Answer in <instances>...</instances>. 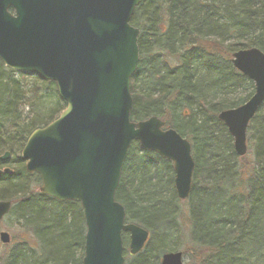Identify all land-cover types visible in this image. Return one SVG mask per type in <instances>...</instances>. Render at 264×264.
I'll list each match as a JSON object with an SVG mask.
<instances>
[{"label":"trees","instance_id":"16d2710c","mask_svg":"<svg viewBox=\"0 0 264 264\" xmlns=\"http://www.w3.org/2000/svg\"><path fill=\"white\" fill-rule=\"evenodd\" d=\"M130 25L139 30L130 120L159 118L189 142L194 161L191 192L181 201L171 164L131 145L115 200L125 221L150 236L131 264H158L163 254L179 252L182 237L191 252H201L199 264H264V103L247 131L249 167L240 165L246 156L235 155L217 120L253 93L229 55L251 48L264 54V0H144ZM64 108L53 83L0 63V157L16 159L9 161L12 174L0 176V202H11L8 217L22 234L10 239L0 264H81L79 204L40 195L39 178L17 157L28 136Z\"/></svg>","mask_w":264,"mask_h":264},{"label":"water","instance_id":"95a60500","mask_svg":"<svg viewBox=\"0 0 264 264\" xmlns=\"http://www.w3.org/2000/svg\"><path fill=\"white\" fill-rule=\"evenodd\" d=\"M143 1L0 0V63L53 83L65 104L53 122L28 136L20 156L26 173L39 178L40 195L79 204L85 226L81 264H124L125 235L131 256L147 243L148 232L126 222L115 200L133 143L171 164L179 200L192 188L189 142L157 117L130 120V83L139 62V30L130 19ZM230 63L253 85L244 104L217 115L242 158L249 123L264 103V54L239 50ZM8 157L4 153L0 162ZM10 173L0 170V176ZM10 208L11 202H0V221ZM9 242L0 232V243ZM159 264H183L182 254L166 253Z\"/></svg>","mask_w":264,"mask_h":264},{"label":"rangeland","instance_id":"374dc122","mask_svg":"<svg viewBox=\"0 0 264 264\" xmlns=\"http://www.w3.org/2000/svg\"><path fill=\"white\" fill-rule=\"evenodd\" d=\"M231 56L232 55H229V57H230V60H231ZM22 75V74H21ZM27 76H29V75H27ZM31 76V75H30ZM40 91V90H39ZM244 94L243 93H241V91H239L238 93H237V95H236V97L238 98V97H242ZM264 110V109H263ZM25 112H26V110H25ZM186 116V115H185ZM263 116H264V114H263ZM249 127V126H248ZM254 128V127H253ZM253 128H251V133H252V130H253ZM247 131H248V129H247ZM246 140H247V135H246ZM20 154L21 153H19V155L17 156V157H20L21 158V156H20ZM11 159H13V160H16V159H14V158H11ZM12 161V160H11ZM241 166L243 167H249L251 164V159H250V155L247 153L246 154V157L244 158V159H241ZM11 168V167H10ZM39 188V187H38ZM182 205H181V211H184V212H186V204H185V202H183V203H181ZM185 228V226H183V229ZM0 232H5V233H7L8 235H9V238L10 239H12L13 237H14V239H13V241H18V240H20V238L22 237V234H21V232L19 231V228H18V223H16V221H14V219L13 218H10V217H8V215L6 216V217H4L1 221H0ZM185 235V237H187L188 235H186V234H184L183 233V236ZM127 236L125 235V236H123V243H124V246H125V253H124V264H131L132 262H133V260H134V257L135 256H131V255H129V253L127 252V244H126V241H127ZM178 240V239H177ZM186 238H184V237H182L181 239H179L178 240V242L177 243H179L180 244V250H179V252L182 254V257H183V264H199V261H200V257H201V252H198V251H196L195 253L194 252H191L190 251V244L188 243V242H186ZM149 241H150V236H149V238H148V241H147V243H146V245H148L149 244ZM166 244H168V242L167 241H164L163 243H161V244H159V246H158V244L157 243H154V245L152 246V247H154L155 246V248L156 249H154L153 251H152V254H155V253H159L160 251H159V247L161 246V245H166ZM145 245V246H146ZM5 245H2L1 243H0V253H3V252H6L5 250ZM158 247V248H157ZM161 258V257H160ZM160 258H158V264H159V262H160Z\"/></svg>","mask_w":264,"mask_h":264},{"label":"flooded vegetation","instance_id":"af4514ba","mask_svg":"<svg viewBox=\"0 0 264 264\" xmlns=\"http://www.w3.org/2000/svg\"><path fill=\"white\" fill-rule=\"evenodd\" d=\"M1 157H2V156H1ZM1 157H0V158H1ZM9 161H11L10 155H9L7 161H5L4 163H3V162H0V170L9 169V170L11 171V168H10V165H9ZM10 174H12V171H11ZM10 174H9V175H10Z\"/></svg>","mask_w":264,"mask_h":264},{"label":"bare ground","instance_id":"6f19581e","mask_svg":"<svg viewBox=\"0 0 264 264\" xmlns=\"http://www.w3.org/2000/svg\"><path fill=\"white\" fill-rule=\"evenodd\" d=\"M169 253H171V252H169ZM166 254V253H165ZM164 255V254H163ZM183 258V257H182Z\"/></svg>","mask_w":264,"mask_h":264}]
</instances>
